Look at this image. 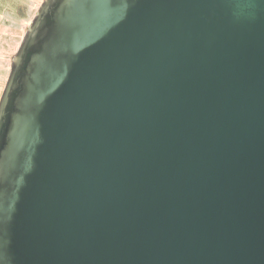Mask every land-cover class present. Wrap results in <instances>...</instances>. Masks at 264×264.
<instances>
[{
    "label": "water",
    "instance_id": "1",
    "mask_svg": "<svg viewBox=\"0 0 264 264\" xmlns=\"http://www.w3.org/2000/svg\"><path fill=\"white\" fill-rule=\"evenodd\" d=\"M0 264H264V0H43L0 96Z\"/></svg>",
    "mask_w": 264,
    "mask_h": 264
},
{
    "label": "rangeland",
    "instance_id": "2",
    "mask_svg": "<svg viewBox=\"0 0 264 264\" xmlns=\"http://www.w3.org/2000/svg\"><path fill=\"white\" fill-rule=\"evenodd\" d=\"M42 1L0 0V96L15 52L10 49L19 46Z\"/></svg>",
    "mask_w": 264,
    "mask_h": 264
},
{
    "label": "bare ground",
    "instance_id": "3",
    "mask_svg": "<svg viewBox=\"0 0 264 264\" xmlns=\"http://www.w3.org/2000/svg\"><path fill=\"white\" fill-rule=\"evenodd\" d=\"M16 42V41H15ZM17 46H18V42H17V44H14V46H12V49H10L11 51H16V49H17Z\"/></svg>",
    "mask_w": 264,
    "mask_h": 264
}]
</instances>
